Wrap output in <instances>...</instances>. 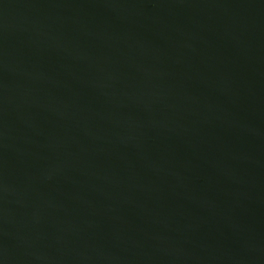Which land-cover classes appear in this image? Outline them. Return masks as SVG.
Masks as SVG:
<instances>
[{"label": "water", "instance_id": "water-1", "mask_svg": "<svg viewBox=\"0 0 264 264\" xmlns=\"http://www.w3.org/2000/svg\"><path fill=\"white\" fill-rule=\"evenodd\" d=\"M0 264H264V0H0Z\"/></svg>", "mask_w": 264, "mask_h": 264}]
</instances>
